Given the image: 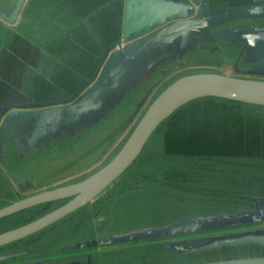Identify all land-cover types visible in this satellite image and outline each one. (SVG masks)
<instances>
[{
  "label": "water",
  "instance_id": "water-1",
  "mask_svg": "<svg viewBox=\"0 0 264 264\" xmlns=\"http://www.w3.org/2000/svg\"><path fill=\"white\" fill-rule=\"evenodd\" d=\"M30 1L13 0L10 11L4 10L0 3V17L11 23L21 20L20 13ZM194 1L200 3L199 0ZM170 2L175 4L173 9L167 8ZM204 2L199 12L194 15V6L184 0H124L121 39L106 54L98 75L89 86L63 104L21 108L5 115L2 119L3 126L0 128V138H4L6 130H10L13 123L20 122L22 125L19 129L26 134L36 121L38 125L48 128H54L52 125L61 123L62 130L57 133L56 137H58L62 133H70L71 129L80 131L83 126L86 127V132L92 125L117 111L129 95L137 93L136 98H138L122 120V134L117 140L133 123L135 124L107 164L82 180L55 189L35 192L0 207L1 219L42 203L69 198L60 206L31 221L0 232V247L27 238L95 200L133 164L157 128L187 103L211 97L264 106V78H261L264 77V67L260 66L246 68L244 75L239 73L226 75L208 71L186 73L168 83L155 95L157 88L177 71L196 65V56L192 55L190 50L195 49L201 41H206L207 44L214 42L212 37L216 35L215 30L222 28V25L227 24L225 27L238 25L240 30L231 33L223 31L222 33L225 34L222 35L224 38L236 37V42L242 49L240 51L245 53L244 43L249 42L264 53V18H254L264 16L263 0L257 2L234 0L235 3L230 4L232 11L214 9L212 0H204ZM187 39H190L189 42ZM191 45L195 46L191 47ZM201 56L205 55L198 56L197 60ZM217 64L225 63L224 60H219ZM142 109L144 110L141 113ZM117 124L118 121L110 123L109 130ZM29 131L27 133L30 137ZM37 135L47 137L44 130H40ZM101 136L95 140L98 139L97 142H100ZM32 139L33 137L30 138ZM1 141L0 139L2 167L4 162ZM13 142L17 147L16 137ZM94 147L98 148L96 144ZM5 169L3 168L4 171ZM256 222L264 223V198L259 199L254 208L225 216L145 228L113 235L99 243L106 242L107 246H127L145 240H158ZM250 243L264 245V227L231 235H213L212 239L200 249ZM80 245L87 246L85 243ZM171 248L182 251L184 247L171 243ZM3 258L4 256H1L0 260ZM192 264H264V256L237 257Z\"/></svg>",
  "mask_w": 264,
  "mask_h": 264
},
{
  "label": "rangeland",
  "instance_id": "rangeland-1",
  "mask_svg": "<svg viewBox=\"0 0 264 264\" xmlns=\"http://www.w3.org/2000/svg\"><path fill=\"white\" fill-rule=\"evenodd\" d=\"M2 1H4V6L5 4L10 5L9 7L13 5V0ZM248 1L257 2L259 0ZM234 3V0L216 1L214 9L217 8L223 11L228 9L227 11H232L230 4ZM27 7L29 8L30 4ZM254 18H264V16ZM226 25L222 26L225 27ZM221 52L223 53V51ZM195 60L197 63L193 68L190 67L179 72L177 71V73L157 88L155 95L168 83L186 73L204 72L212 70L211 68L217 69L211 63L214 62L211 56L198 60L196 58ZM198 63L211 65L200 67ZM22 77L23 72L18 74V78ZM8 82L13 83L9 80L6 84ZM136 97L137 93L129 95L117 111L103 118L104 120L92 125L86 132V127L83 126L80 131L78 129L74 131L71 129L70 133L65 132L56 137L57 133L62 130L61 123L52 125L54 128H48L47 126L38 125L36 121L33 124V128L30 131L28 130L31 134L29 137L28 131L25 134L19 129L22 125L20 122L13 123L10 126V130H6L4 138H0L3 144L2 156L4 162V165L0 166V187L7 185L0 188V206L7 204L5 202L8 199V201H12L11 199L14 196L10 193V190L18 194L16 198H23L35 192L55 189L73 183L76 180H82L107 164L119 150L135 124L133 123L124 135L117 140L122 134L121 122L132 109L134 102L138 100ZM5 100H7L6 103H9V105L25 102L18 96H15L14 99ZM215 101V108H209L211 112L234 117L245 116L250 122L264 121L263 108L251 106L237 107L235 104L226 105L223 102ZM24 107L27 106L14 108L9 112ZM2 109L0 103V110ZM6 110L4 114L0 111V128L3 126L2 119L5 117ZM198 111L204 113L206 109L200 106ZM115 121H118L117 126L109 130L108 125ZM159 129L146 143V151L152 156L146 168L141 165L140 168L135 167V169L133 168L134 170H126L127 172L121 176L120 182L115 185L112 184L88 205L56 222L54 225L48 226L46 232L43 230V232L34 237L36 239L35 243L37 242L38 246L41 243L44 244L46 252L43 250V253H48L47 257H55L58 253H60V256L64 254L63 251H57L56 253L49 246V242L59 243L63 238L64 241H60V247L73 248V250H70L72 252L69 251V256L76 255L68 259L64 257L59 258V256L56 257L58 259L43 258L44 263L42 264H97L98 259L100 264H143V259L140 258L139 260V255L134 252L129 257H124L120 254L118 256L119 262H110L113 257V250L109 249L110 246H107L106 242H99L117 234L170 225L176 222L225 216L245 210L248 209L247 206L249 204L246 201L247 196H227V194H217L215 192H219V190L223 191L224 189H264V180H261L262 177L260 176H264V168L260 169L261 165L258 162L261 159H237L236 157L220 159L215 158V156L197 159L161 157L162 154L159 153V150H161V131ZM40 130H44L47 133L46 138L37 135ZM80 132L85 133L80 134ZM100 135H102V140L101 142H97L98 139H95ZM10 137L12 139L16 137L18 142L17 147ZM31 137H33L32 140H30ZM94 141L96 143L93 144ZM95 144L98 148L94 147ZM154 154L155 158L153 157ZM144 155L145 158L148 156L146 153ZM3 168H6L5 171L7 173ZM258 170H260V173ZM136 178L143 180L140 181V184L135 189L130 187L128 181H124ZM11 180L16 184H12ZM22 189L25 190L23 191ZM19 190H22V192ZM4 196L9 197L5 200L3 199ZM258 200L252 202V208L255 207ZM35 215L36 211L28 210L27 212H20L0 220V232L15 227L14 225L31 221ZM260 226L261 222H256L250 228L246 230L241 229L236 232L254 231L261 228ZM185 240L187 239L166 240L165 243H169L168 254L170 257L172 250L170 244H177ZM80 243H85L87 246L81 247ZM147 244L142 243L140 245L145 246ZM25 245V242L20 241L16 248H26ZM245 245L247 244L240 246ZM261 246L264 247V245ZM222 247L224 246L205 250L214 251ZM52 248H55V245H52ZM107 249L109 253H105L108 251ZM161 250L160 254L163 256ZM185 250V248L182 251L175 248V251L178 253H184L186 252ZM238 251L241 253H237ZM153 252L155 253L154 249ZM258 253V251L253 252L239 249L229 252L219 250L214 253L216 255L207 253L203 257L197 259L190 258L182 262L187 261V264H190L204 260L213 261L237 257H252L258 255ZM260 254L264 255V249L261 250ZM221 255H224V257L220 258ZM209 257H213V259H209ZM159 264H162V262ZM165 264H172V260H168V263L165 260Z\"/></svg>",
  "mask_w": 264,
  "mask_h": 264
},
{
  "label": "trees",
  "instance_id": "trees-1",
  "mask_svg": "<svg viewBox=\"0 0 264 264\" xmlns=\"http://www.w3.org/2000/svg\"><path fill=\"white\" fill-rule=\"evenodd\" d=\"M90 2L91 0H76L74 1L72 8H74V6L76 5L80 6L84 11L83 16L85 20L89 21L91 17H94L91 19L96 20L97 16L99 18H102V21L105 25V32L102 35V40L99 41V47L101 50L99 49L100 52L98 51V57L96 58L97 60L93 65L92 72H89L88 74L87 83L85 82L81 86L77 87L73 91L72 95H77L78 93L83 91L91 83V81L96 78L106 54H108V52H110L117 45V42L121 39L123 17L122 11L124 0H92V4H88ZM29 4L30 7H27L28 10L26 9L24 13L22 23L16 30V32L20 36H23L24 38H26V40L31 41L36 45L37 41L36 39H34V37L37 38L39 36H47L48 39L55 40L58 31H68L69 23L64 22L66 18H64L62 21H58V26L56 28L57 23L54 21L55 18H50L49 16L50 22H47V24L45 23L47 19L44 16L46 12V14L49 15L50 13L57 12V8L60 9L63 7L71 6L68 5L65 0H31ZM62 4L64 5L62 6ZM102 11H104L105 14H101ZM52 27H54V30ZM45 29H48L50 31L47 32V30ZM32 30H36V32ZM73 30H77V28H73ZM80 35L84 36L83 34ZM51 43L52 41H49L46 49H49V44ZM215 100H217V102H223L226 105L235 104L237 107L251 106L264 109V106L250 105L236 101L211 97L200 98L189 102L176 110L157 128L158 130L164 124L163 127L159 129V131H161V150H159V153L162 154L161 157L195 159L202 157L210 158L208 156H215V158L220 159H230L232 157H236L237 159L259 158L261 159L260 161H258L259 165H261L260 169L264 168V121L250 122L246 119L245 116L234 117L228 116L227 114H217L216 112H211L209 108H215ZM200 106H203L206 109V112H199L198 108ZM12 140L14 141V139ZM146 148L147 145L144 146L139 157L133 162V164L127 169V171H131L133 168L135 169V167L140 168L141 165L145 168L147 167V163L152 156H150V153L146 151ZM145 153L148 154L146 158L144 155ZM155 154L153 155L154 158ZM125 172L123 174H125ZM258 172L260 173V170H258ZM121 176L113 183L114 185L120 182V180L122 179ZM260 176L262 177L261 180H264V176ZM141 180L143 179L136 178L133 180L126 179L124 181H128L130 187L132 189H135L138 187ZM215 193L227 194V196H247L246 201L249 202L247 206L248 208H250L252 206V202H256L259 197L264 198V189H224L223 191L219 190V192ZM48 211L50 210L45 209L41 212V214ZM41 214L37 216H40ZM37 216L35 215V217ZM35 217H33V219ZM250 226H252V224H239L223 229L175 235L158 240H145L138 243H132L127 246H110L109 249L113 250V257L110 262H119L120 260L118 256L120 254H122L124 257H129L133 252L139 255V260L140 258L143 259V264H159L161 262L162 264H165V260L166 263H168V260H172V264H187V261L184 263L182 261L190 258L197 259L199 257H203L207 253L216 255L214 253L219 250H223L226 252L238 249L245 251L250 250L253 252L258 251V255H261V250H263L264 247L254 243H250L240 247L224 246L219 250L214 251L200 249V247H203L208 241H210V239H212L213 235H231L241 229L246 230L250 228ZM47 229L48 227L43 229L44 232H46ZM43 230L20 240L26 243V248H16L19 245L20 241H16L14 243H10L8 245L0 247V257L4 256V258L0 260V264H16L31 260L41 261V259L43 258H50L51 256H46L48 253H43V250L46 252L44 244L41 243L38 246V243H35L36 239H34V237L43 232ZM177 238L187 239L185 241L177 243L179 247L186 248V252L178 253L177 251L172 249L170 257V255L168 254L169 243L165 242L166 240L169 241L170 239L174 240ZM151 242L154 243L151 244ZM56 243L57 242H49V246L55 245V248H53V250L57 253V251L61 250L58 248ZM142 243L148 244L145 246H141L140 244ZM153 249L155 253L153 252ZM160 250L162 251L163 256H161ZM63 253H66L68 255L70 254L69 251ZM105 253H109V250ZM237 253L240 254L241 252L238 251ZM56 256H60V253H58ZM223 257L224 255H221L220 258ZM209 259H213V257H209ZM97 264H100L99 259L97 261Z\"/></svg>",
  "mask_w": 264,
  "mask_h": 264
},
{
  "label": "flooded vegetation",
  "instance_id": "flooded-vegetation-1",
  "mask_svg": "<svg viewBox=\"0 0 264 264\" xmlns=\"http://www.w3.org/2000/svg\"><path fill=\"white\" fill-rule=\"evenodd\" d=\"M74 1L76 0H65V2L71 6L60 9L57 8V12L50 13L49 15H47L46 12L44 15L47 19L45 23L50 22L49 16L50 18H55L54 21L57 23L56 28L58 26V21H62L64 18H66L64 22L69 23L68 31H58L55 40L48 39L47 36L34 37L37 41V43L34 41L36 43L35 45L17 33L11 35L9 32L4 34V32L1 33L2 30H0V103L1 108H3L0 111L3 114L6 109L5 115L10 110L21 106L34 108L64 103L75 96L72 95V93L77 87L85 82L87 83L88 74L92 72L93 65L98 57V51L100 49L99 41L102 40V35L105 32V25L102 21L103 19L98 16L96 20L91 19L94 17H91L89 21L85 20L83 16L84 11L80 6L76 5L72 8ZM88 4H92V0ZM63 5L64 4H62V6ZM101 14H105V12L102 11ZM52 28L54 30V27ZM73 28H77V30H73ZM45 30H47V32L50 31L48 29ZM32 31L36 32V30ZM49 41H52V43L49 44V49H46ZM21 72H23V77L18 78V74ZM9 80L13 83L8 82L6 84ZM15 96L22 98L25 102L17 104L12 103V105L6 103L7 100L5 99H14ZM10 193H12L14 197H12V201H8L9 199H6L10 195L4 196L3 199L6 200L5 203L9 204L20 199L16 198L18 194L14 193V191L10 190ZM68 199L69 198L42 203L20 212H27L28 210L36 211L37 216L45 209H49L50 211L53 210ZM12 215L3 217L0 220L11 217ZM260 227H264V224L261 223ZM62 240L64 241V238L60 241ZM60 241L56 244L61 251L73 250V248L70 247H60ZM50 248L53 249L51 245ZM65 254H62L59 258L64 257L68 259L76 256ZM56 257L57 256L50 258L58 259ZM35 262L42 264L44 263V259H41V261L31 260L16 264Z\"/></svg>",
  "mask_w": 264,
  "mask_h": 264
},
{
  "label": "crops",
  "instance_id": "crops-1",
  "mask_svg": "<svg viewBox=\"0 0 264 264\" xmlns=\"http://www.w3.org/2000/svg\"><path fill=\"white\" fill-rule=\"evenodd\" d=\"M172 1V0H170ZM174 1V0H173ZM178 1V0H176ZM184 1H188L189 3H191L194 6V15H196L199 10L201 9L202 5L205 4L204 0H199V4L196 3L194 0H184ZM213 4L215 6V2L217 0H212ZM220 1V0H218ZM0 3L2 4V7L4 10L10 11L11 7H9L10 5L5 4L4 6V1L0 0ZM14 3V2H13ZM29 4V3H28ZM28 4L24 6L22 12L20 13V17H24V10L27 9ZM175 4H171V2L168 4L167 8H174ZM216 7V6H215ZM22 23V19L19 21H16L14 23H11L9 21H4L1 17H0V27L2 30V32H4V34L6 33H17L16 30L19 28V26ZM240 30L238 25L236 24H232L229 27H225V29L222 27L218 30H215V37H212V40H214V42L208 43L206 41H201V43L199 42L198 45H193L196 48L193 50H190V53L192 55H195L196 58L200 55H205V56H201L199 59L211 56L214 60V62H211L214 64L215 67H217V69L215 68H211L212 70H209L208 72H218V73H222V74H226V75H235L237 73L244 75V70L247 68L249 69L250 67L254 66V67H264V53L263 51L255 48L252 46L251 43L249 42H245L244 46H245V53H243V51H240L242 49H240V45H238V43L236 42L237 38L234 36L228 37V38H224L222 34L223 31H230L229 33L233 32V31H238ZM18 34V33H17ZM207 38V37H205ZM188 42L190 39H187ZM247 43V44H246ZM191 45V47H193ZM209 50V51H207ZM213 51V52H210ZM223 51V53L221 52ZM189 53V54H190ZM189 59V58H188ZM219 60H224L225 64H217V62ZM206 63V62H205ZM198 65L200 67H203L205 65H211V64H199ZM194 66H191V68H193ZM190 68V67H189ZM246 69V70H247ZM190 73V72H189ZM229 73V74H228ZM247 75V74H246ZM101 142V141H100Z\"/></svg>",
  "mask_w": 264,
  "mask_h": 264
},
{
  "label": "bare ground",
  "instance_id": "bare-ground-1",
  "mask_svg": "<svg viewBox=\"0 0 264 264\" xmlns=\"http://www.w3.org/2000/svg\"><path fill=\"white\" fill-rule=\"evenodd\" d=\"M229 74V73H228Z\"/></svg>",
  "mask_w": 264,
  "mask_h": 264
}]
</instances>
